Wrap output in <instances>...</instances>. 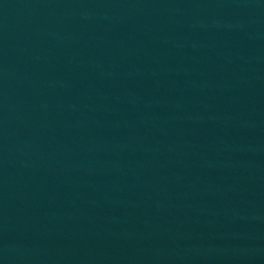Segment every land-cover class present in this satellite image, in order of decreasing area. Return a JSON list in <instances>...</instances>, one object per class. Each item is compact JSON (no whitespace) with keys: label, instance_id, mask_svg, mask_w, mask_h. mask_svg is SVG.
Returning <instances> with one entry per match:
<instances>
[{"label":"water","instance_id":"obj_1","mask_svg":"<svg viewBox=\"0 0 264 264\" xmlns=\"http://www.w3.org/2000/svg\"><path fill=\"white\" fill-rule=\"evenodd\" d=\"M0 264H264V0H0Z\"/></svg>","mask_w":264,"mask_h":264}]
</instances>
